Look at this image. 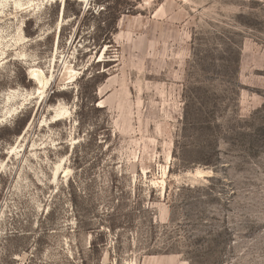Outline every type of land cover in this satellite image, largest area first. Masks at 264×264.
Here are the masks:
<instances>
[{
    "label": "rangeland",
    "instance_id": "rangeland-1",
    "mask_svg": "<svg viewBox=\"0 0 264 264\" xmlns=\"http://www.w3.org/2000/svg\"><path fill=\"white\" fill-rule=\"evenodd\" d=\"M108 1L0 0V264H264V0Z\"/></svg>",
    "mask_w": 264,
    "mask_h": 264
},
{
    "label": "trees",
    "instance_id": "trees-1",
    "mask_svg": "<svg viewBox=\"0 0 264 264\" xmlns=\"http://www.w3.org/2000/svg\"><path fill=\"white\" fill-rule=\"evenodd\" d=\"M109 1L113 3V5H109L107 7L111 19L110 26L111 28L115 29V26L121 19L122 14H124L123 5L125 1L124 0H109Z\"/></svg>",
    "mask_w": 264,
    "mask_h": 264
}]
</instances>
